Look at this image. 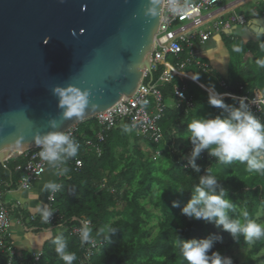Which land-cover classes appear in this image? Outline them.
I'll return each mask as SVG.
<instances>
[{
    "label": "trees",
    "instance_id": "trees-1",
    "mask_svg": "<svg viewBox=\"0 0 264 264\" xmlns=\"http://www.w3.org/2000/svg\"><path fill=\"white\" fill-rule=\"evenodd\" d=\"M223 43L228 52L227 91L220 90L221 77L216 73L201 71L203 75H198V81L214 86L215 92L221 94L241 96L257 89L264 95V68L256 63L264 59V49L254 38L244 43L235 35L223 37ZM237 48L241 50L236 51ZM166 61L175 63V58L168 56ZM159 74V70L152 72L145 83L155 82ZM182 86L193 102L192 109L187 111L169 104L173 88ZM158 88L166 104L160 122L162 142L155 145L132 132L126 133L122 130L126 122L119 121L104 132L98 156L86 150L85 141H95V134L101 129L92 118L79 123L73 137L79 144L78 155L63 165L68 172L60 178L62 187L54 193L49 207L67 225L77 224L70 222L72 218L90 221L92 236L100 241V247L88 264H186L175 244L176 236L183 240L218 236L222 239L214 241L212 251L231 257L233 264H264V239L248 244L241 237L237 242L215 225L181 214V208L190 199L191 185L208 171L221 181L228 198L238 208L246 207L250 218L258 221L257 214L264 210V177L247 173L239 162L220 164L206 151L195 161L201 172L194 173L187 159L191 153V144L185 139L187 124L192 118H214L221 110L213 107L209 95L189 80L174 78ZM224 102L236 107L234 99L225 98ZM149 149L159 150V157L153 159ZM26 160L21 155L0 164V184L13 185L20 176L16 167L23 166ZM77 160L81 167L75 170ZM181 189L186 191L178 192ZM173 202L179 207H173ZM152 221L153 228L149 226ZM109 225L116 232L108 234ZM60 229L69 250L77 256L74 264H79L83 252L80 240ZM54 237L44 245L36 264H63L54 250ZM0 264H33V257L13 255L9 260L7 254L0 253Z\"/></svg>",
    "mask_w": 264,
    "mask_h": 264
},
{
    "label": "water",
    "instance_id": "water-1",
    "mask_svg": "<svg viewBox=\"0 0 264 264\" xmlns=\"http://www.w3.org/2000/svg\"><path fill=\"white\" fill-rule=\"evenodd\" d=\"M155 2L153 16V0H0V163L38 147L50 120L66 132L135 93L150 71ZM84 91V114L67 116L63 97Z\"/></svg>",
    "mask_w": 264,
    "mask_h": 264
},
{
    "label": "clouds",
    "instance_id": "clouds-1",
    "mask_svg": "<svg viewBox=\"0 0 264 264\" xmlns=\"http://www.w3.org/2000/svg\"><path fill=\"white\" fill-rule=\"evenodd\" d=\"M155 4L153 0L150 7L153 16L156 15ZM244 31L258 42L259 48L264 49V26L253 21ZM256 63L264 68V59H258ZM207 89L209 103L221 110V114L214 118H192L187 124L185 139L191 144V153L187 157L189 166L194 173L199 174L201 167L197 166L195 161L206 151L220 164L231 165L239 162L245 166L247 173L264 177V121L254 115L244 98L233 97L238 104V107H234L224 102L225 97L230 96L229 93H217L214 86H207ZM56 91L59 92V89ZM62 103L69 109L65 113L67 116L80 117L89 104V93H69L63 97ZM48 127L53 131L42 135L37 133L35 136V144L40 149L38 155L53 170L54 175L62 176L68 172V168L63 165L78 155L79 144L69 133L55 130L59 127L56 120H50ZM122 130L128 133L132 129L123 125ZM61 187L60 183L49 180L43 184L41 191L54 194ZM184 191L186 190L181 189L178 192ZM190 193V199L181 208V214L185 217L213 224L230 234L237 242L241 237L248 244L264 239V223L250 218L246 207L238 208V205L228 198L227 190L216 175L207 171V174L198 176L197 182L191 185ZM172 206L179 207V204L173 202ZM35 211L46 223L50 222L54 214L49 205L43 203L38 204ZM106 230L108 234L116 232L110 225L106 226ZM77 231L82 244L93 242L92 229L88 222H84ZM220 239L222 238L218 236H209L183 240L176 236L175 244L186 264H233L231 257L212 251L214 241ZM52 243L63 264H74L77 256L69 250L63 233L56 235Z\"/></svg>",
    "mask_w": 264,
    "mask_h": 264
},
{
    "label": "built area",
    "instance_id": "built-area-1",
    "mask_svg": "<svg viewBox=\"0 0 264 264\" xmlns=\"http://www.w3.org/2000/svg\"><path fill=\"white\" fill-rule=\"evenodd\" d=\"M227 1L162 0V14L150 57V71L144 73L140 85L131 97L123 98L111 109L92 118L101 130L95 134V141H85L88 152L99 156L101 153L99 144L103 142L104 132L109 131L119 121H125L126 125L132 129V133L151 141L155 145H159L162 142L163 132L160 122L165 113L166 104L158 86L169 84L174 78L187 79L183 72L192 66L202 72L212 73L206 63L196 58L195 45L205 44L212 36L223 31H229L233 25L246 24L245 19L236 15H231L224 20L214 19L213 10ZM183 54H185L184 58L180 59L179 57ZM168 56L174 57L175 63L167 62L166 58ZM158 70L160 74L157 80L153 83H145V78ZM219 85L221 88L227 89L224 81H220ZM233 97L244 98L245 102L249 103L254 115L263 121L264 95L260 91L253 90L251 94L241 96L230 94L227 98L233 99ZM173 101V106L178 109L182 108L187 111L193 107L192 99L186 97L183 86L173 88ZM235 106L238 107L237 102ZM75 131L76 126L66 132L74 137ZM39 151V147H36L24 152L23 154L27 158L25 164L16 167V171L20 175L17 183L22 190H29L32 184L38 181L45 172L47 163L41 160L38 155ZM147 152L153 159L160 155L159 150L149 149ZM5 162L0 164L4 165ZM80 167L81 161H75V170ZM53 195V193L49 195L48 203L52 201ZM34 219V217L30 218L31 221ZM66 222L60 216L57 217L54 214L50 218V222L47 223L43 222L40 217L41 224L52 228H62L69 236L76 237L78 240L80 238L77 230L84 222H88V226L91 228L90 221L85 218H72L70 222L77 224L67 225L68 223ZM10 226L9 209L1 200L0 192V253L7 254L9 260L13 256L9 240ZM82 247V258L79 264H88L91 257L99 249L100 241L93 237V242L83 243ZM40 256V253L33 255V264L38 262Z\"/></svg>",
    "mask_w": 264,
    "mask_h": 264
},
{
    "label": "crops",
    "instance_id": "crops-1",
    "mask_svg": "<svg viewBox=\"0 0 264 264\" xmlns=\"http://www.w3.org/2000/svg\"><path fill=\"white\" fill-rule=\"evenodd\" d=\"M244 0H228L221 6L216 7L213 11L214 19H227L231 15H236L245 19L244 25H233L229 31H223L210 38L208 42L203 45H195V56L201 62L206 63L211 69L212 73L218 74L221 79L218 81H224L228 74V52L223 43V37L226 36H239L244 43L253 39L252 36H248L244 29H247V22L253 18H258L264 15V8L262 13H256L253 18L247 20L243 16L236 14L235 6ZM184 74H190L192 79H185L193 82L202 91L209 95L207 86L200 83L198 75L202 76V72L196 67H188L185 69ZM205 73V72H203ZM212 73H210L212 75ZM209 74V73H208ZM223 89L220 87V90ZM227 91V89H223ZM257 90V89H254ZM259 91V90H258ZM236 96V95H235ZM227 98V97H225ZM171 105L174 101L171 100ZM22 157H26L25 154ZM62 176H56L53 174V170L46 164L45 172L42 177L36 181L29 190H22L19 188L17 181L11 184H0L1 200L6 204L9 209V217L11 220V226L9 230V240L11 242L12 252L15 257L33 256L34 254L41 253L44 245L52 239L54 236L62 233L60 228H52L40 223V215L35 211L38 204L48 203V197L50 192L41 191L43 184L46 181L54 180L59 183ZM31 217L35 219L30 220Z\"/></svg>",
    "mask_w": 264,
    "mask_h": 264
},
{
    "label": "rangeland",
    "instance_id": "rangeland-1",
    "mask_svg": "<svg viewBox=\"0 0 264 264\" xmlns=\"http://www.w3.org/2000/svg\"><path fill=\"white\" fill-rule=\"evenodd\" d=\"M236 1V0H232ZM236 14L243 16L247 20L253 18V16L256 13H262V9L264 8V0H244L241 3L237 4L235 6ZM185 77L187 79H192V76L190 74H185ZM224 91V90H223ZM258 223H264V210L259 211L257 214ZM155 225V221H152L149 226L152 228ZM154 232V230H153ZM238 251H241V248L237 249ZM241 259V256L238 257ZM262 264V263H261Z\"/></svg>",
    "mask_w": 264,
    "mask_h": 264
},
{
    "label": "bare ground",
    "instance_id": "bare-ground-1",
    "mask_svg": "<svg viewBox=\"0 0 264 264\" xmlns=\"http://www.w3.org/2000/svg\"><path fill=\"white\" fill-rule=\"evenodd\" d=\"M12 254H13V252H12ZM14 255V254H13ZM33 257V256H32Z\"/></svg>",
    "mask_w": 264,
    "mask_h": 264
}]
</instances>
